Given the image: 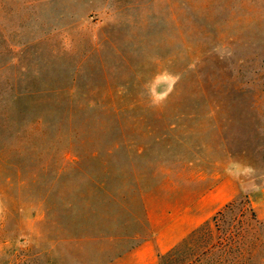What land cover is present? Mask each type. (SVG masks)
Listing matches in <instances>:
<instances>
[{"label":"rangeland","instance_id":"374dc122","mask_svg":"<svg viewBox=\"0 0 264 264\" xmlns=\"http://www.w3.org/2000/svg\"><path fill=\"white\" fill-rule=\"evenodd\" d=\"M246 200L264 264V0H0V264H205Z\"/></svg>","mask_w":264,"mask_h":264},{"label":"trees","instance_id":"16d2710c","mask_svg":"<svg viewBox=\"0 0 264 264\" xmlns=\"http://www.w3.org/2000/svg\"><path fill=\"white\" fill-rule=\"evenodd\" d=\"M238 205L243 208L241 211V228L245 224L246 229L245 231L243 228L236 229L235 233V228H231L233 226L226 228L225 218L228 210ZM213 223L217 236L213 232L211 223L208 222L191 234L190 240L196 237L203 245L196 261H205V264H226L225 261L231 256L235 262L233 264H247L246 260L252 258V251L251 247H244L243 238L246 235L245 233H248L258 224L255 212L253 208L249 206V201H242L240 204L236 202L230 203L224 210L218 212L217 215L214 216ZM188 243L189 240H187L182 247H189L187 246ZM178 251H181L180 246L163 256L159 264H175L179 254ZM186 264H192L191 259Z\"/></svg>","mask_w":264,"mask_h":264},{"label":"crops","instance_id":"0c3cea01","mask_svg":"<svg viewBox=\"0 0 264 264\" xmlns=\"http://www.w3.org/2000/svg\"><path fill=\"white\" fill-rule=\"evenodd\" d=\"M208 200H209V202L212 200V197H208ZM212 209V207H211V202L209 203V206L207 207V210L208 211H210ZM202 222V221H201ZM198 224H200L199 222H196L195 221V224H194V226H197ZM148 259L147 258H145V257H143V256H140V257H138V259H137V261H136V263L137 264H145V263H148Z\"/></svg>","mask_w":264,"mask_h":264}]
</instances>
